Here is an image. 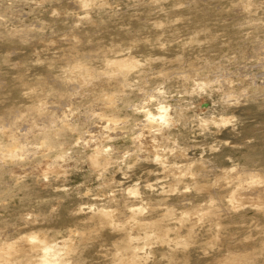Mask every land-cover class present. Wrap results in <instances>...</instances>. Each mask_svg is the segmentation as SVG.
<instances>
[{
	"label": "clouds",
	"instance_id": "clouds-1",
	"mask_svg": "<svg viewBox=\"0 0 264 264\" xmlns=\"http://www.w3.org/2000/svg\"><path fill=\"white\" fill-rule=\"evenodd\" d=\"M0 264H264V0H0Z\"/></svg>",
	"mask_w": 264,
	"mask_h": 264
}]
</instances>
